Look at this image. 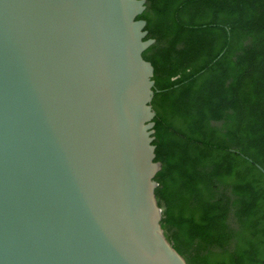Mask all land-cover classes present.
<instances>
[{
    "label": "water",
    "instance_id": "1",
    "mask_svg": "<svg viewBox=\"0 0 264 264\" xmlns=\"http://www.w3.org/2000/svg\"><path fill=\"white\" fill-rule=\"evenodd\" d=\"M145 0H0V264H186L156 197Z\"/></svg>",
    "mask_w": 264,
    "mask_h": 264
},
{
    "label": "trees",
    "instance_id": "2",
    "mask_svg": "<svg viewBox=\"0 0 264 264\" xmlns=\"http://www.w3.org/2000/svg\"><path fill=\"white\" fill-rule=\"evenodd\" d=\"M155 197L186 264H264V0H145Z\"/></svg>",
    "mask_w": 264,
    "mask_h": 264
}]
</instances>
